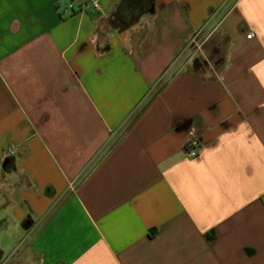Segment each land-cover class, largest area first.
I'll use <instances>...</instances> for the list:
<instances>
[{
  "label": "crops",
  "instance_id": "0c3cea01",
  "mask_svg": "<svg viewBox=\"0 0 264 264\" xmlns=\"http://www.w3.org/2000/svg\"><path fill=\"white\" fill-rule=\"evenodd\" d=\"M120 1L0 0V264H264V0Z\"/></svg>",
  "mask_w": 264,
  "mask_h": 264
},
{
  "label": "rangeland",
  "instance_id": "374dc122",
  "mask_svg": "<svg viewBox=\"0 0 264 264\" xmlns=\"http://www.w3.org/2000/svg\"><path fill=\"white\" fill-rule=\"evenodd\" d=\"M192 43L189 45L188 51L192 50ZM192 54V52H190ZM188 56V60L190 59V55ZM24 230L22 227H8L5 229L3 221H0V250L2 252V260L11 259L13 250L21 248L22 244L19 243L24 237ZM16 247V248H15ZM15 248V249H14ZM6 263V261H5ZM4 264V263H2ZM7 264H21L19 262H14L11 260L10 262L7 261Z\"/></svg>",
  "mask_w": 264,
  "mask_h": 264
},
{
  "label": "trees",
  "instance_id": "16d2710c",
  "mask_svg": "<svg viewBox=\"0 0 264 264\" xmlns=\"http://www.w3.org/2000/svg\"><path fill=\"white\" fill-rule=\"evenodd\" d=\"M149 0H121L115 10V16L126 24L149 9Z\"/></svg>",
  "mask_w": 264,
  "mask_h": 264
},
{
  "label": "built area",
  "instance_id": "2783aa9c",
  "mask_svg": "<svg viewBox=\"0 0 264 264\" xmlns=\"http://www.w3.org/2000/svg\"><path fill=\"white\" fill-rule=\"evenodd\" d=\"M95 4V3H94ZM251 35H247V38H250ZM197 145L195 142H190L186 145V151H187V155L188 156H193L195 155V149H196Z\"/></svg>",
  "mask_w": 264,
  "mask_h": 264
},
{
  "label": "flooded vegetation",
  "instance_id": "af4514ba",
  "mask_svg": "<svg viewBox=\"0 0 264 264\" xmlns=\"http://www.w3.org/2000/svg\"><path fill=\"white\" fill-rule=\"evenodd\" d=\"M3 263H5V262H3Z\"/></svg>",
  "mask_w": 264,
  "mask_h": 264
}]
</instances>
